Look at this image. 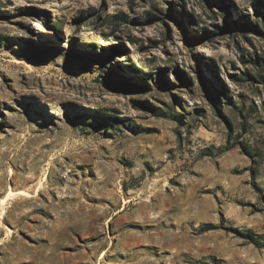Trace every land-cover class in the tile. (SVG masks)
Returning a JSON list of instances; mask_svg holds the SVG:
<instances>
[{
  "label": "rangeland",
  "instance_id": "obj_1",
  "mask_svg": "<svg viewBox=\"0 0 264 264\" xmlns=\"http://www.w3.org/2000/svg\"><path fill=\"white\" fill-rule=\"evenodd\" d=\"M10 188L0 264H264V0H0Z\"/></svg>",
  "mask_w": 264,
  "mask_h": 264
},
{
  "label": "trees",
  "instance_id": "obj_2",
  "mask_svg": "<svg viewBox=\"0 0 264 264\" xmlns=\"http://www.w3.org/2000/svg\"><path fill=\"white\" fill-rule=\"evenodd\" d=\"M195 39V41L199 40ZM156 115H163L162 112H155ZM213 226L210 224H204L201 228L200 231L204 232L209 229H212ZM230 231L240 235L241 237H244L245 239L249 240L250 242L254 243L256 246L264 247V237L258 233H255L251 229H244L240 230L238 228H232Z\"/></svg>",
  "mask_w": 264,
  "mask_h": 264
},
{
  "label": "bare ground",
  "instance_id": "obj_3",
  "mask_svg": "<svg viewBox=\"0 0 264 264\" xmlns=\"http://www.w3.org/2000/svg\"><path fill=\"white\" fill-rule=\"evenodd\" d=\"M35 195L36 193H30L26 189L13 190L12 188H10L3 197H0L1 209L4 210L9 205V203H12V201H14L15 199L29 198L34 197Z\"/></svg>",
  "mask_w": 264,
  "mask_h": 264
}]
</instances>
